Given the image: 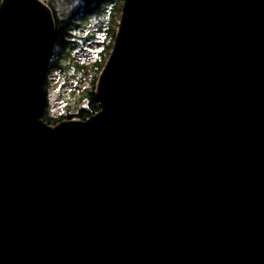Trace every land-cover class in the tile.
Instances as JSON below:
<instances>
[{"label":"water","instance_id":"obj_1","mask_svg":"<svg viewBox=\"0 0 264 264\" xmlns=\"http://www.w3.org/2000/svg\"><path fill=\"white\" fill-rule=\"evenodd\" d=\"M56 39L0 4V264H264V0H123L100 110L42 120Z\"/></svg>","mask_w":264,"mask_h":264},{"label":"rangeland","instance_id":"obj_2","mask_svg":"<svg viewBox=\"0 0 264 264\" xmlns=\"http://www.w3.org/2000/svg\"><path fill=\"white\" fill-rule=\"evenodd\" d=\"M41 1L53 12L57 36L44 78L47 92L42 120L76 116L87 110L95 96L96 82L91 77L96 76L100 59L114 44L113 30L123 0Z\"/></svg>","mask_w":264,"mask_h":264},{"label":"trees","instance_id":"obj_3","mask_svg":"<svg viewBox=\"0 0 264 264\" xmlns=\"http://www.w3.org/2000/svg\"><path fill=\"white\" fill-rule=\"evenodd\" d=\"M2 0H0V4H1ZM120 21V20H119ZM118 26V25H117ZM116 29V27H115ZM113 30V34H114V37H115V32L116 30ZM57 37V36H56ZM115 41V40H114ZM114 43V42H113ZM56 44H57V41H56ZM112 47H113V44L111 47H108L106 52H105V55H103V57L100 59L101 60V63L97 66V74L96 76L94 77H91L93 81L96 82L97 80V77L99 76V74L101 73L104 65H105V62L106 60L108 59L109 55H110V52L112 50ZM95 65H92V68H94ZM85 68H87V66H84ZM49 67L46 68V73H48L49 71ZM46 80L44 79L43 81V88H44V92L46 93L47 92V85H46ZM93 91V90H92ZM46 97V96H45ZM89 99V98H88ZM90 101V99H89ZM100 110V106H99V101L95 98V96L92 98V100L88 103V108L87 110H81L80 113L76 116H67V117H59V118H55V119H49V118H46V117H43V121L47 124H50V125H56L57 123L63 121V120H70L72 119V117H78L79 119L81 120H85L89 117H91L93 114H95L96 112H98Z\"/></svg>","mask_w":264,"mask_h":264}]
</instances>
